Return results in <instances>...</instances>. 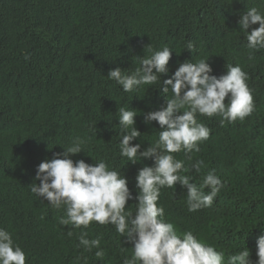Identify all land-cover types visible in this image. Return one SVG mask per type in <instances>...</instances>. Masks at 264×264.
<instances>
[{
    "label": "trees",
    "instance_id": "1",
    "mask_svg": "<svg viewBox=\"0 0 264 264\" xmlns=\"http://www.w3.org/2000/svg\"><path fill=\"white\" fill-rule=\"evenodd\" d=\"M253 6L264 13V0H0V228L12 234L26 264H123L132 256L133 245L113 225L63 226L65 208H53L29 186L41 162L79 138L85 153L73 161H104L137 196L139 170L155 165L120 155L118 108L137 111L141 137L132 143L146 150L162 130L158 122L145 123L144 114L166 107L163 80L181 63L200 59H209L217 77L227 64H238L247 73L254 111L223 126L220 116L197 115L211 130L209 138L191 161L183 151L174 154L186 166L204 161L199 172L181 173L193 183L210 170L224 182L211 207L189 212L180 184L162 188L158 204L178 232L193 231L225 259L247 247L256 264V240L264 235V49L250 52L238 24ZM150 44L173 51L161 85L124 92L107 78L117 67L134 70ZM137 203L129 200L126 207L135 212ZM81 231L100 240L103 258L96 257L98 249L79 245Z\"/></svg>",
    "mask_w": 264,
    "mask_h": 264
},
{
    "label": "clouds",
    "instance_id": "2",
    "mask_svg": "<svg viewBox=\"0 0 264 264\" xmlns=\"http://www.w3.org/2000/svg\"><path fill=\"white\" fill-rule=\"evenodd\" d=\"M238 24L250 52L264 49V13L255 6L247 7ZM186 48L193 49L191 41ZM146 49L150 54L140 57L134 70L117 67L109 71L107 78L117 82L124 92H133L142 85H161L160 77L169 73L173 51L168 46L155 50L151 44ZM208 61L200 59L181 63L171 78L163 80L160 91L167 97L166 107L144 114L145 123L158 122L162 130L146 150L141 151V144L132 143L141 137L135 127L137 111L119 106L116 115L122 136L120 155L132 163H136L139 155L141 160L151 159L155 165L139 170L137 196L133 197L126 177L104 161L94 165L84 160L73 161V155L84 152V141L79 138L63 147V153L39 164L30 190L53 208H65V216L59 221L61 225L75 229L87 228L93 221L113 225L117 233L127 237L133 245L132 256L125 257L123 264H252L247 247L225 259L222 251L193 231L178 232L172 222L165 220V209L158 204L162 188L180 184L187 190L189 212L211 207L225 187L224 182L215 170H210L199 185L193 183L194 177L181 173L199 172L204 161L197 160L186 166L174 154L183 151L191 161V153H198L199 144L209 138L211 130L198 122L197 115L220 116L223 126L225 121H242L254 111L247 73L238 64H227L226 74L217 77L212 75L213 69ZM132 199L138 201L135 212L126 207ZM68 235H73L71 229ZM87 235L81 231L79 245L89 252L98 249L96 257L103 258L105 253L100 249V240L88 239ZM256 255V264H264V235L256 240ZM0 264H26L25 252L15 244L12 234L3 228H0Z\"/></svg>",
    "mask_w": 264,
    "mask_h": 264
}]
</instances>
